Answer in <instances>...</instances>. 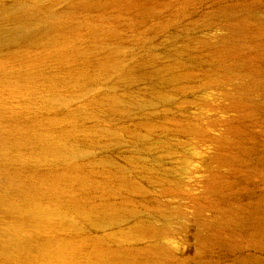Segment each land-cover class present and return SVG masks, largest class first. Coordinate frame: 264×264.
<instances>
[{"label": "rangeland", "instance_id": "rangeland-1", "mask_svg": "<svg viewBox=\"0 0 264 264\" xmlns=\"http://www.w3.org/2000/svg\"><path fill=\"white\" fill-rule=\"evenodd\" d=\"M21 7L52 27L0 42V123L70 138L35 168L69 174L59 264H264V0H0L1 30Z\"/></svg>", "mask_w": 264, "mask_h": 264}, {"label": "bare ground", "instance_id": "bare-ground-1", "mask_svg": "<svg viewBox=\"0 0 264 264\" xmlns=\"http://www.w3.org/2000/svg\"><path fill=\"white\" fill-rule=\"evenodd\" d=\"M26 10L22 8L12 13L16 25L9 32L0 29V42L14 36L46 32L52 27V24L38 25L28 21ZM46 127L23 131L19 126L0 123V210L5 213L0 222V264H13L12 257L9 258L13 253L29 259L26 261L30 264H59L68 260L76 249V245L68 243L53 248L52 242L37 237L42 228L48 227V216L59 213V209L55 212L43 199L60 194L64 189L62 184L69 179L67 172L51 173L43 178L35 171L42 160L62 156L70 146L69 136L50 132ZM26 145H29L28 154L23 152ZM30 174L31 183L27 181ZM79 209L87 215L98 212L95 208ZM96 255L105 256L102 249Z\"/></svg>", "mask_w": 264, "mask_h": 264}]
</instances>
